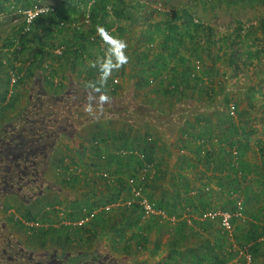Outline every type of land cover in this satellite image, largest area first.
<instances>
[{
  "label": "trees",
  "instance_id": "trees-1",
  "mask_svg": "<svg viewBox=\"0 0 264 264\" xmlns=\"http://www.w3.org/2000/svg\"><path fill=\"white\" fill-rule=\"evenodd\" d=\"M16 1L17 4L23 2ZM91 1L69 0L67 4L55 7L56 12L53 14L36 18L32 29L21 38L23 51L26 50L28 40L37 48L33 61L28 66H17L15 57L9 60L8 65L0 62V71L6 66L23 73L16 84L17 87L25 77L40 79L37 92L29 95L26 108L0 130L2 141H7L10 145H20V140H24L34 148L33 143L39 144L43 138L47 142L57 143L60 137L74 138L80 130L88 126L97 128L90 134L89 141H86L89 146L76 143L80 155L89 156V163L80 164L72 160L66 164L65 160H60L56 165L57 185L45 184L44 191L39 190V182H35L31 188L32 196L34 193L39 195L30 201V208L19 207L21 219H15L17 214L14 213L11 221H21L20 230L28 231L32 244H38L41 248L53 246L63 253L67 250L77 251L78 262L247 264V256H250L251 264H264V184L262 182L260 186L262 191L256 194L252 192L248 176L251 172L242 161L244 145L240 142L229 154L231 159L228 164L233 171V178L223 191V203L209 206L210 204L204 203L202 199L198 202L197 199L194 201L188 198L186 205L190 207L191 212L186 218L184 212L177 210L181 209L184 203L181 194L170 201L165 195L166 189L162 188V176L157 177L155 174L150 178L155 165L154 148L159 138L149 132L140 134L136 129L141 126V120L138 119L141 118L140 113L143 110L153 114L154 110L164 109L162 105L156 107L154 103L144 104L137 101L140 90L148 91L152 87L153 92L160 93L169 100L187 96L189 90L201 89L200 94H204L205 101H208L215 90L204 83V76L226 72L225 65L222 63L216 66V61H222V58L227 61L229 72L237 73L241 69L237 62L240 56L238 49H234L229 55L226 51L222 55L220 52L214 54L212 49L219 46L221 51L226 45L239 48L237 43L242 42H230L226 36L217 37L214 28L197 19L192 8L188 6L158 11L143 0H94L90 4ZM240 1L255 3L257 0ZM33 2L25 0L24 7ZM87 4L90 9L84 10L83 14L88 12L90 18L87 23H82L84 21L81 22L77 16L76 8ZM1 7L0 4V9ZM144 12L151 15L163 13L164 17L159 22H154L153 29L148 27L146 30L148 34L147 51L144 52L145 65L140 71H135V67L137 62L141 63L142 57L139 55L135 60L134 54H131L135 99L124 101L119 95V85L114 87L112 79H108L103 91L111 98L110 103L103 105L102 112L94 105L93 115H89L84 110L88 96L86 85L76 81L60 92L61 82L58 84L53 80L58 75V69L52 68V65L59 62V68L67 67L65 72L71 70L72 65H80V75L85 73V78L90 83L98 82L99 69L90 67V64L98 57H103L108 46L98 35L97 25L104 26L114 36L124 37L136 23H144ZM110 15L120 21L129 22L128 27L121 24L117 30L110 31L111 26L107 21ZM61 21L65 24L61 25ZM76 23L81 25L75 26ZM244 27L242 23L237 27L236 33L240 40L245 39L243 29H249L248 36L255 35L256 31L260 33L250 37L252 42H248L249 46L260 42L259 40L264 43V17L252 20ZM155 35L160 38L159 52H156L154 45ZM130 39L126 41L132 49L136 44H131ZM8 44L11 45L10 40ZM59 45L65 47L60 55L54 52ZM151 51L157 59L154 62L149 58ZM203 51H206L207 58L210 59L209 64L203 58ZM262 52L263 49H259L256 54H249V57H260ZM69 74L72 76L73 70ZM3 78L5 84L0 92V104L9 101L1 108L2 112L5 109L12 110L15 105V100L11 101L14 95L8 99L10 77L7 71ZM219 90L224 94L223 105L228 110V116L231 104H235L237 115V103L226 96L225 86H219ZM163 103L165 102L160 104ZM106 123H118L121 126L108 127ZM33 156L34 154H31L30 157ZM144 169H149L145 180V194L156 209V212L150 215H146L137 202L127 204L133 198L135 186L142 185L140 175ZM43 171L41 170V173ZM131 179L133 183L130 182ZM54 187L67 197L68 201L64 205L60 194L48 196ZM157 189L164 192V195L160 192L157 194ZM238 202L243 205L242 215L237 214L240 211ZM170 208L173 210L170 211ZM213 208L231 213L232 232L223 230L219 219L201 218L206 210ZM172 216L176 217L178 226L169 229ZM85 218H88V221L79 224L80 220ZM152 229L156 231L154 240L150 237ZM169 231H173L172 235L163 240V236ZM206 232L210 233V236L205 235ZM103 236L110 240H102ZM103 241L107 243L104 245Z\"/></svg>",
  "mask_w": 264,
  "mask_h": 264
},
{
  "label": "crops",
  "instance_id": "crops-1",
  "mask_svg": "<svg viewBox=\"0 0 264 264\" xmlns=\"http://www.w3.org/2000/svg\"><path fill=\"white\" fill-rule=\"evenodd\" d=\"M197 19L204 22L203 18ZM114 20L116 30L119 28L118 25L121 24H124V26L126 24L125 27H128L129 22H126L125 20L120 21L117 18ZM22 23L24 25V20ZM138 24H140V30L132 32V30H129L130 28H127L129 32L134 33V35H132L134 38L133 44H136L132 49L129 47L127 49V55L130 58L129 62L118 72L113 71L111 75L120 78V81L122 80L121 83L124 86L128 85V83L130 85L131 83L135 85V79L131 75V54H134L133 58L135 60L139 55L142 57L141 63H136L135 71H140L145 65L144 52L147 51V40L143 41V39H147L146 35L148 34V31L146 30L148 28L146 26L145 29L141 21ZM135 27L136 25L134 28ZM212 27L214 28V26ZM19 28L20 26L13 28L11 33L12 38L16 36ZM233 31L235 32L234 34H236L237 28ZM129 32L126 33L124 37H121V35H119V37L126 40ZM215 32L219 37L216 30ZM154 38L160 40L157 35H155ZM10 42L12 43V39ZM155 46L156 52H159V45ZM218 47L219 46H214L212 49L214 54L220 52V55H222L223 52L226 51L229 55L234 49H238L241 55L239 56V60H237L238 64L241 66L240 68L247 67L246 69L248 70V68L253 66L252 72L257 70V73L260 74L262 78L257 80V82H255L256 79L254 78V82L247 86H242L241 84L235 86V81L242 77V74H240L241 69L237 73L227 71V61L222 58V61H216V66H219L222 63L223 66L225 65L224 68L226 72L224 71L222 73L223 77L222 74L217 75V72L210 77L204 76V83L208 86L214 87L215 90V93L208 101H205L206 97L204 94H200L199 91H201V89L198 91H196L197 89L189 90L187 96L181 98L173 97L168 100L162 94L153 92L154 90L150 87L148 91L147 89H145L146 91L140 90L136 97V100L141 103H154L156 107L162 105L161 107L164 108H162L163 111H152L153 114H148L143 110L140 113L141 118L138 119V121L141 120V126L136 129L140 134L149 132L150 134H153L155 138H159L157 140V145L154 148L155 151L153 154L155 165L150 178L154 177L155 174L157 177L162 176V188H164V190L166 189L165 195L170 201H172L173 198H176V195L181 194L184 198V203L182 208H178L177 210L184 212L186 218L189 217L188 215L191 212L190 207L186 205L188 198H191L194 201L197 199L198 202L202 199L204 200V203L210 204L209 206H216L217 204L223 203L222 201L225 196L223 191L233 178V171H231L228 164L231 159L229 154L231 151L235 150L240 142L244 145L242 161L247 165V168H249V171L251 172L248 176L249 186L252 189V192L255 194L259 193L262 191L260 187L262 186L261 183L263 182L264 184V48L260 57L253 56L250 58L249 54H256L259 50H255L252 45L245 46V50H242V46L234 48V46L226 45L220 51ZM25 48V52L28 48L35 49V44L28 40L27 47L25 46ZM153 53L154 52L151 51L149 57L152 62L156 59L155 54ZM34 55L35 52L34 54L30 53L26 56V58H29L27 61L32 63ZM203 58L207 64L210 63L206 51H203ZM213 58H215V56H213ZM206 62L204 63L205 66ZM16 65L18 66L17 63ZM58 66H60L59 62L52 65V68L54 67L58 69V75L55 76L53 80L55 82L56 78L60 79V86H62L60 92H63L67 89L69 84L72 85L74 82L76 83V81L86 86L90 83L87 78H85V73L80 75L82 66L75 65V67L72 65V67H70L71 70L68 69L66 72L64 69L67 67L63 66V68H59ZM72 70L73 75L71 76L69 73ZM3 71H7L9 74V67L0 71V92L4 89L5 84V79L3 78L4 75L2 74ZM109 79L111 80L112 77ZM32 80L33 77H25L24 81L18 87L16 86L15 92H10L8 99L14 95L11 98V101L15 100V105L11 108L12 110L5 109L4 112L0 111V130L10 124L12 120L28 105L30 97L29 94L27 96L26 94L28 92L27 89L29 88V83ZM118 85L121 84L114 85V87ZM122 85L121 87H123ZM219 86H225L226 96L230 97L232 101L237 103V115L235 117H231L230 114L228 116V110L223 105L224 94L219 90ZM240 87L243 89L246 88V96L243 95V91L242 95L239 93ZM8 101L9 100L5 101L2 105L0 104V110L3 108V105L8 103ZM161 102L165 103L160 104ZM110 124L111 123H106V126L111 127ZM120 126L121 124H118L117 128ZM87 128H89V126ZM80 132L82 134V130H80L79 133ZM79 133L76 134L77 139ZM71 141H73V138L62 136L56 143V148L49 169L51 175L54 173L52 176L56 175V165L59 164L60 160H65L66 164L72 162V160L81 164L85 162L89 163V156H81L78 150L79 146H77V144H72ZM87 145L89 146L88 143ZM65 150H77L79 154L77 157L68 156L67 153L64 152ZM158 192L164 195V192L160 189ZM262 203L264 205V197ZM172 210L173 209L170 208V211ZM158 211L162 212V210ZM170 224L171 225L168 226L169 229L172 226L177 228L178 223L175 216L171 217ZM213 231H215V229ZM155 232V229H152L150 237L153 240ZM172 233L173 231H169L165 234L163 240H167ZM205 235L210 236V233L206 232Z\"/></svg>",
  "mask_w": 264,
  "mask_h": 264
},
{
  "label": "rangeland",
  "instance_id": "rangeland-1",
  "mask_svg": "<svg viewBox=\"0 0 264 264\" xmlns=\"http://www.w3.org/2000/svg\"><path fill=\"white\" fill-rule=\"evenodd\" d=\"M34 1V2H33ZM148 2L149 4H152L154 2H161L164 6L165 10H169V9H173V8H184V7H191L194 11V14L196 15L197 18H203L204 22L207 25H211L214 26L215 30L217 31V34L219 35V37H228L230 42L231 40H233L234 42H242V43H237L239 47L242 46V50H245V46H248V42H252V38L250 37H255L259 34L258 31H256L252 36H248V31L249 29H243V34L245 36V39H241L238 37L237 33L234 34L235 32L233 31L235 28H237L239 26V23H242L243 28L244 25L247 26V24L249 22H251L252 20H256V19H262L264 17V0H257L255 3H250L249 1H240V0H143ZM16 0H0V4H1V9H0V49L2 47L7 46V44L9 43V40L12 39L11 37V33L13 28L17 27V26H23V20H24V15L20 14L17 10L18 8H25V0H23V2H19L18 4L16 3ZM31 2L33 3H41V4H45V5H50V6H54V7H59L61 5H65L69 2V0H31ZM16 3V4H15ZM152 8V7H151ZM89 10L90 9V5L87 4L84 7H77L76 11H77V16H79V18L81 19L82 23H87V15L88 12L86 13V15H84V10ZM145 13V12H144ZM81 16V17H80ZM144 16L146 18H144V28H154V22H159L160 20L163 19V13H158V14H153L151 15L150 13H145ZM115 18L112 17L111 15L108 16L107 21L109 23V25L111 26V31L116 29V25H115ZM155 19V20H154ZM86 20V21H85ZM14 26V27H13ZM140 24L136 23V27L132 29V32H134L135 30H140ZM129 32V34L127 35V39L131 38V44L134 42V38L132 37V35H134V33ZM237 32V31H236ZM243 36V37H244ZM201 37V35H200ZM218 37V36H217ZM147 39H143V41H145ZM159 40L155 39L154 40V45H158ZM260 42L257 43H253L252 46L256 49H263L264 48V43L263 41L259 40ZM128 43V42H127ZM130 44V45H131ZM36 47L35 49H29L25 52L22 51L19 54H15L14 57L17 59L15 60L16 63L19 66H24V68L26 66H28L30 64L29 58H26V56H28L30 53L34 54V52L36 53ZM25 52V53H24ZM241 56V55H240ZM2 58H6V55L3 53V51H0V62ZM14 58V59H15ZM27 61V62H25ZM25 63V64H24ZM6 67V66H5ZM4 67V69H6ZM253 67V66H252ZM248 68V70L246 69L247 67H244L241 69L240 74H242V77L238 78L234 83L235 86H239L240 84L242 86H247L248 84H252L254 82V80L256 79L255 82H257V80L261 79L262 76L260 74L257 73V70L253 71V68ZM121 70V69H120ZM5 77L6 72L3 71L2 73ZM40 77V75H39ZM255 78V79H254ZM119 79V83L122 85V80L120 81ZM40 79L39 78H34L32 81H30L29 83V88L27 89V94L26 96L29 94H34L36 93L37 89H38V81ZM121 85H119L120 91H119V95L121 96V98L124 101H130L133 98L135 99V95H134V89H135V85H133V83H131V85L128 83V85L121 87ZM242 91H243V95L246 96V88H242L240 87L239 93L242 95ZM112 127L115 125L117 126L118 123H114L110 124ZM97 130V128H95L94 126L91 125V127L89 126V128H85L82 129V134L81 132L79 133V137L77 139V136H75L73 138L72 144H76L79 142L82 144H86L89 141L88 138H90V134H93V131ZM81 139V140H80ZM79 140V141H78ZM70 147V146H69ZM68 147V148H69ZM65 153H67L68 156H74L77 157V155L79 154L77 150H65ZM56 155V153H55ZM81 164V163H80ZM83 169V168H82ZM54 174V173H53ZM52 174V175H53ZM157 193L158 189L155 190ZM62 202L64 205L68 199L67 197L62 194H60ZM64 207V206H62ZM22 236V234H20ZM102 240H110L107 236H103ZM104 245L107 243L106 241H103ZM123 263V262H122ZM121 263V264H122Z\"/></svg>",
  "mask_w": 264,
  "mask_h": 264
},
{
  "label": "flooded vegetation",
  "instance_id": "flooded-vegetation-1",
  "mask_svg": "<svg viewBox=\"0 0 264 264\" xmlns=\"http://www.w3.org/2000/svg\"><path fill=\"white\" fill-rule=\"evenodd\" d=\"M2 140L0 134V264H92L90 261L78 262L75 250L63 253L53 246L41 248L32 244L28 231L20 230L21 221H11L14 213L17 214L15 219H21L19 207L30 208V201L39 195L34 193L32 196L31 188L35 182H39V190L44 191L48 184L57 185L58 177L49 173L56 142H47L43 138L40 139L42 143H33L32 148L28 141L20 140V145H10ZM31 154H34L33 158ZM41 170L44 171L41 173ZM57 194L63 193L54 187L48 196Z\"/></svg>",
  "mask_w": 264,
  "mask_h": 264
},
{
  "label": "built area",
  "instance_id": "built-area-1",
  "mask_svg": "<svg viewBox=\"0 0 264 264\" xmlns=\"http://www.w3.org/2000/svg\"><path fill=\"white\" fill-rule=\"evenodd\" d=\"M94 2V0H92L90 2V4H92ZM151 7L156 8L158 11H164V6L161 2H154L152 4H149ZM109 10H111V7L109 8ZM20 14L24 15V25L22 28L19 29V32L16 34V36H14L12 38V43L11 45H7L5 47H2L0 49V51H3V53L6 55V58H2L1 61L5 64L8 65L9 60L10 59H14V55L21 53L24 49V45L21 41V38L24 37L27 32H29L32 27L33 24L36 20V18H38L40 15H44V14H53L54 12H56V8L54 6H50V5H45V4H41V3H33L28 7L25 8H18L17 10ZM112 14V13H111ZM90 15L88 13L87 15V21H89ZM61 25H64L65 22L61 21L60 23ZM75 26H79L81 25V23H76L74 24ZM249 25V23L247 24V26ZM111 31V30H110ZM64 46L63 45H59L54 49L55 54H62L63 50H64ZM198 64H200L198 62ZM49 68V66H48ZM23 73H18L16 70H13L11 68H9V77H10V92H15V88H16V84L19 82L20 78L22 77ZM112 77V81L114 85H117L119 83V79L117 76H111ZM98 78H100V72L98 73ZM56 83H60V79L56 78L55 79ZM230 115L231 116H236V108H235V104H231L230 105ZM148 170L149 169H144L141 171V175H140V180H142V185H136L135 188L133 189L132 195L133 198L131 200H129L127 202V204H132L133 202H137L139 203L145 214L146 215H150L152 213L156 212L154 203L151 202L149 200V198L147 197V195L145 194V180L147 178V174H148ZM131 183H133V179L130 180ZM239 204V212L237 213L238 215H242L241 213V209L243 208V205L241 202H238ZM203 219H219L221 226L223 228V230H225L226 232H232L233 230V225H232V215L230 212L227 211H221L218 209H209L206 210L203 215H202ZM86 221H88V218L82 219L80 220L79 224H83ZM247 264H251L252 263V258L250 256H247Z\"/></svg>",
  "mask_w": 264,
  "mask_h": 264
},
{
  "label": "clouds",
  "instance_id": "clouds-1",
  "mask_svg": "<svg viewBox=\"0 0 264 264\" xmlns=\"http://www.w3.org/2000/svg\"><path fill=\"white\" fill-rule=\"evenodd\" d=\"M96 31L103 42L108 46L103 57H98L96 61L90 64V67L98 68L100 78L98 82L89 83L87 103L85 111L89 115H93V107L96 105L99 111H103V105L110 103L111 98L103 89L105 88L108 79L113 71H119L125 64L129 62L127 55L128 43L119 36L112 35L104 26L97 25ZM99 94V95H97Z\"/></svg>",
  "mask_w": 264,
  "mask_h": 264
}]
</instances>
